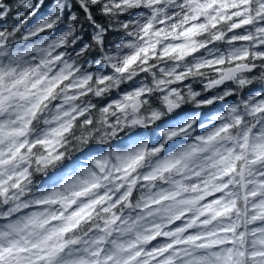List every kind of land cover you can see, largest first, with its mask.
<instances>
[{"label":"snow or ice","instance_id":"1","mask_svg":"<svg viewBox=\"0 0 264 264\" xmlns=\"http://www.w3.org/2000/svg\"><path fill=\"white\" fill-rule=\"evenodd\" d=\"M0 264H264V0H0Z\"/></svg>","mask_w":264,"mask_h":264},{"label":"trees","instance_id":"2","mask_svg":"<svg viewBox=\"0 0 264 264\" xmlns=\"http://www.w3.org/2000/svg\"><path fill=\"white\" fill-rule=\"evenodd\" d=\"M31 23V22H30Z\"/></svg>","mask_w":264,"mask_h":264}]
</instances>
